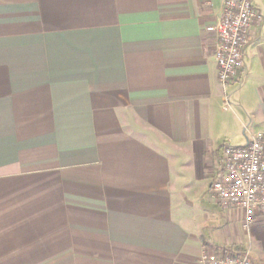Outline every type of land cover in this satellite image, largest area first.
Here are the masks:
<instances>
[{
  "label": "crops",
  "instance_id": "obj_1",
  "mask_svg": "<svg viewBox=\"0 0 264 264\" xmlns=\"http://www.w3.org/2000/svg\"><path fill=\"white\" fill-rule=\"evenodd\" d=\"M224 3L0 0V264H264V214L246 231L211 190L264 135V0L226 87Z\"/></svg>",
  "mask_w": 264,
  "mask_h": 264
},
{
  "label": "built area",
  "instance_id": "obj_2",
  "mask_svg": "<svg viewBox=\"0 0 264 264\" xmlns=\"http://www.w3.org/2000/svg\"><path fill=\"white\" fill-rule=\"evenodd\" d=\"M262 14L253 0H225L221 18L206 27L216 40L215 59L223 87L234 84L243 67L245 50L250 44V28ZM224 110L231 107L228 100ZM219 204L243 215V228L249 231L255 218L264 214V135H252L244 146L223 147L222 170L211 185ZM201 264H252L248 251L205 253Z\"/></svg>",
  "mask_w": 264,
  "mask_h": 264
},
{
  "label": "trees",
  "instance_id": "obj_3",
  "mask_svg": "<svg viewBox=\"0 0 264 264\" xmlns=\"http://www.w3.org/2000/svg\"><path fill=\"white\" fill-rule=\"evenodd\" d=\"M227 253H235L233 250H231V249H227V250H225Z\"/></svg>",
  "mask_w": 264,
  "mask_h": 264
}]
</instances>
